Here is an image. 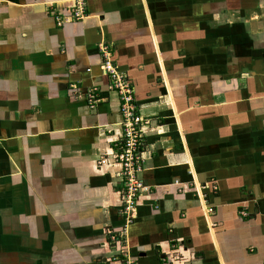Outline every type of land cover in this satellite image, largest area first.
<instances>
[{
  "label": "crops",
  "instance_id": "obj_1",
  "mask_svg": "<svg viewBox=\"0 0 264 264\" xmlns=\"http://www.w3.org/2000/svg\"><path fill=\"white\" fill-rule=\"evenodd\" d=\"M87 5L0 0V264H264V0ZM102 44L151 122L129 214Z\"/></svg>",
  "mask_w": 264,
  "mask_h": 264
},
{
  "label": "built area",
  "instance_id": "obj_2",
  "mask_svg": "<svg viewBox=\"0 0 264 264\" xmlns=\"http://www.w3.org/2000/svg\"><path fill=\"white\" fill-rule=\"evenodd\" d=\"M69 2L70 6L65 12H57L54 8L50 9L59 28L89 18L87 0H69ZM100 52L103 58L102 69L109 78L111 87L120 98L121 132L115 143L113 157L121 167L119 177L122 180L120 192L124 205L123 211L129 214L137 206L139 198L145 192H149V187L144 184L140 175L145 170L146 130L151 122L143 116L136 99L135 88L127 74L119 71L115 66L112 47L102 44ZM72 88L77 89L76 86H72ZM86 99L90 109H96L102 102L98 95V89L95 87L87 91ZM102 162H105L104 158ZM112 241L120 245L123 243L122 236L113 235ZM120 261L121 264H136L133 259L127 256Z\"/></svg>",
  "mask_w": 264,
  "mask_h": 264
}]
</instances>
